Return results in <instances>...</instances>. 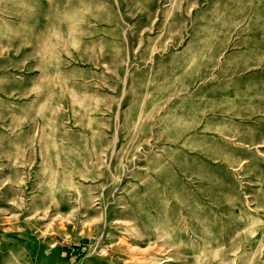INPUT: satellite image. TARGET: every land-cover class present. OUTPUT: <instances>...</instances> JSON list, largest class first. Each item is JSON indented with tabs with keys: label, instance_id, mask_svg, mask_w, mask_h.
<instances>
[{
	"label": "rangeland",
	"instance_id": "rangeland-1",
	"mask_svg": "<svg viewBox=\"0 0 264 264\" xmlns=\"http://www.w3.org/2000/svg\"><path fill=\"white\" fill-rule=\"evenodd\" d=\"M0 264H264V0H0Z\"/></svg>",
	"mask_w": 264,
	"mask_h": 264
},
{
	"label": "clouds",
	"instance_id": "clouds-1",
	"mask_svg": "<svg viewBox=\"0 0 264 264\" xmlns=\"http://www.w3.org/2000/svg\"><path fill=\"white\" fill-rule=\"evenodd\" d=\"M12 7H13V8H19V7H21V5L18 4V3H13Z\"/></svg>",
	"mask_w": 264,
	"mask_h": 264
}]
</instances>
